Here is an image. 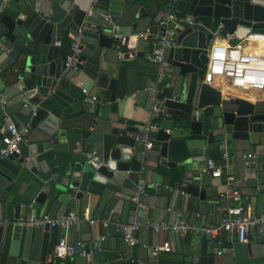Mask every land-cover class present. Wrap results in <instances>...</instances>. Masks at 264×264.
I'll return each mask as SVG.
<instances>
[{
	"label": "water",
	"instance_id": "1",
	"mask_svg": "<svg viewBox=\"0 0 264 264\" xmlns=\"http://www.w3.org/2000/svg\"><path fill=\"white\" fill-rule=\"evenodd\" d=\"M147 2L0 0V148L10 122L27 126L17 150L0 157V244L9 247V255H20L18 247L26 239L25 255L31 256L40 242L39 259H44L46 232L38 237L34 227L17 219L40 210L51 194L80 198L83 191L99 192L103 186L137 189L145 173L140 129L123 119L97 122L90 114L102 112L105 100L113 111L116 98L125 97L119 79L124 81V68L136 65L135 57L143 54L131 50L120 53L116 62L110 60L114 42L108 33L115 25L135 29V18L149 15ZM169 7L178 22L176 45L166 52L170 69L149 87L156 109L152 117L160 126L147 137L159 144V165L168 186L203 200L205 190L190 164L218 154L223 141H249L264 133V99L224 97L202 82L208 47L217 31L234 33L232 43L251 31L264 32V0H172ZM152 27L154 32L157 26ZM70 35L79 39L76 54ZM103 49L104 69L99 67ZM86 78L98 90L94 99L77 85ZM64 135L77 141L78 151H86V142L99 146L102 165L95 169L58 155L57 136ZM69 211L67 207L63 214ZM138 214L144 221L142 209ZM262 228L258 239L264 241V221Z\"/></svg>",
	"mask_w": 264,
	"mask_h": 264
},
{
	"label": "crops",
	"instance_id": "2",
	"mask_svg": "<svg viewBox=\"0 0 264 264\" xmlns=\"http://www.w3.org/2000/svg\"><path fill=\"white\" fill-rule=\"evenodd\" d=\"M165 1L168 5L167 8L170 9L168 1ZM158 6L159 3L156 1H148L145 7L149 15L143 19L135 18L137 23L135 29L121 26L122 29L125 32L146 29L152 31V26L156 25V18L165 11V5ZM250 46L249 49H256L264 53V42L253 43ZM137 51L143 55L135 57L136 65L124 68V81L119 79V87L125 90V97L116 98L115 110L111 111L109 102L105 100L103 111L98 114L93 112L90 115L91 119H96L97 122H106L108 118H111L114 122L123 119L124 122L133 123L142 133L139 143L143 146L144 142L151 138H148L147 133L141 130V125L146 122H154L160 126V121L152 117L153 103L149 98V87L158 78V74L156 64L148 58L151 52V42L140 40ZM167 51L168 49L164 53L165 60ZM104 52L105 49L102 50L99 59V67L103 69L107 66V61L103 57ZM119 54L113 45L107 55L110 60L116 62ZM166 65L169 70L170 66ZM77 85L81 90H85L88 99L92 95L98 94V90L88 78L77 82ZM227 94L228 97L240 96L252 102L264 99V89H230ZM12 122L17 125L15 120ZM57 137L59 138L58 155L65 156L66 161L86 162L85 152L77 150L75 139L66 135ZM151 140L153 146L150 149L144 153L141 151L143 147L139 149V157L143 165L141 170L145 171L139 179V182L143 181L145 184V193L140 196L142 206H137V203L131 200L135 190L127 187L116 190L103 186L99 192L83 191L80 198H74L70 194L57 198L56 195L51 194L44 201L41 209L33 210L31 214H47L57 217L64 215V210L70 207L68 213H85L96 221L94 223H89L87 220L74 222L66 230L52 226H49L47 230L44 226L34 227L38 237L45 232L47 235V253L44 259H39L40 242L33 248L31 256L25 255V239L23 245L18 247L20 255L18 253L9 255V247L0 244V264H114L113 260L116 258L123 259V264H264V241L258 239L260 235L256 227L251 230L247 242H239L233 235L224 232L209 237L205 235L181 236L168 230L154 232L151 228L142 226L137 231L140 242L132 247L125 243L121 235L115 231L113 223L130 222L140 218L139 209L143 210L144 215L141 218L144 221L174 222L178 217L177 212L181 211L190 223L206 226L214 224L222 215L219 207L228 202L220 196L227 180H233L234 185L240 189L241 202L247 210L255 214L264 213V133L252 135L249 141L245 139L223 141L219 145V153L210 157V159L220 162L221 150L226 148L228 151L227 166L219 177H213L200 171V167L208 158L190 164V169L194 171L195 176L200 178V188L205 190L203 200L168 186L167 175L162 173L163 170L161 171L159 165L162 161L158 155L159 144L155 140ZM85 149H95L100 154V147L91 143L86 142ZM209 149L214 150V145H211ZM247 153H254L256 156L253 160L247 161L243 157ZM245 168L248 169V173L245 172ZM51 198L54 201L48 205ZM25 216L27 215H21L17 221ZM102 218L109 219V224L103 225L99 221ZM63 232L70 242L77 240L86 242L92 251L90 259L74 254L70 257L50 260L49 255L53 246ZM163 241L169 242L170 250L161 251L156 257H152L149 252L150 246ZM221 246L227 250L218 254L217 251ZM113 255H117V257L115 258ZM21 260L23 261L21 262Z\"/></svg>",
	"mask_w": 264,
	"mask_h": 264
},
{
	"label": "built area",
	"instance_id": "3",
	"mask_svg": "<svg viewBox=\"0 0 264 264\" xmlns=\"http://www.w3.org/2000/svg\"><path fill=\"white\" fill-rule=\"evenodd\" d=\"M167 1L169 5L172 3V0ZM155 21L157 29L154 32L149 29L125 32L121 26L115 25L110 35L119 53L137 50L140 40H149L152 49L148 58L156 64L158 79H160L165 75L167 69L165 50L176 45L175 29L178 26V22L173 10L169 8L161 12ZM233 38L234 33L231 32L220 34L217 31L214 34L208 47L207 64L202 76V82L218 88L224 97H228L227 92L230 89H264V53L256 49H249L253 43L260 44L264 42V32L251 31L235 43L231 42ZM78 44L79 39L73 37L70 48L74 54L79 51ZM83 91L85 92L84 89ZM91 98L94 99L95 95H92ZM152 111L154 113L156 109L153 108ZM158 129L159 126L154 122H146L141 125V130L146 133L154 132ZM26 131L27 126H17L13 122H10L7 128V135L2 137V142L5 144V147L0 148V157L16 151L17 142ZM152 146L153 141L151 139L145 141L143 149L141 150L142 153L146 152ZM255 156L254 153L243 155L247 161L250 159L253 160ZM228 157L227 149L223 148L220 156L221 161L216 162L208 158L200 167V171L213 177H219L222 175L225 166H227ZM85 161L95 169L99 168L103 163L100 154L95 149L85 151ZM245 172L248 173L247 168H245ZM144 186L143 181L139 182L137 189L131 196V200L135 201L139 207L142 206L140 196L145 193ZM220 196L228 202L219 207L222 215L212 225L206 226L190 223L186 220L185 214L178 211L177 220L174 222H167L165 220L140 221L133 219L130 222H114L113 226L115 231L121 235L125 243L130 247L140 242L137 231L142 226L149 227L154 232L168 230L181 236L216 235L224 232L233 235L239 242H247L251 230L255 227L259 235L263 234L262 223L264 221V213L255 214L243 206L241 202V191L234 185L233 180H227L225 182ZM81 220H87L89 223L96 221L85 213L70 212L57 217H51L47 214H31L20 218L18 222L32 227H41L48 224L49 226L66 230L69 225ZM99 221L103 225H108L110 222L106 218L99 219ZM168 250H170V244L167 241L154 244L149 248L152 257H156L161 251ZM226 250L227 248L221 246L217 253L221 254ZM74 254H79L82 257L90 259L92 251L84 241L77 240L70 242L63 232L54 244L49 257L50 260L62 259L73 256Z\"/></svg>",
	"mask_w": 264,
	"mask_h": 264
},
{
	"label": "trees",
	"instance_id": "4",
	"mask_svg": "<svg viewBox=\"0 0 264 264\" xmlns=\"http://www.w3.org/2000/svg\"><path fill=\"white\" fill-rule=\"evenodd\" d=\"M148 1H153V0H148ZM154 1H156L157 3H159V6L158 7H161L162 5H165L164 6V9L165 10H167L168 8H167V3H166V1L165 0H154ZM154 121H158V120H154Z\"/></svg>",
	"mask_w": 264,
	"mask_h": 264
}]
</instances>
